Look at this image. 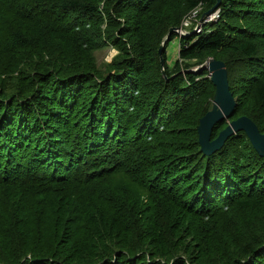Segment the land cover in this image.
I'll list each match as a JSON object with an SVG mask.
<instances>
[{
  "label": "trees",
  "instance_id": "obj_1",
  "mask_svg": "<svg viewBox=\"0 0 264 264\" xmlns=\"http://www.w3.org/2000/svg\"><path fill=\"white\" fill-rule=\"evenodd\" d=\"M36 1L0 0V20L5 19V15L24 23L42 22L45 16L40 14V18L36 17L38 5L33 4ZM217 1L158 0L159 3L150 5L149 9L148 0H122L120 5L123 9L119 17L134 14L133 19L138 18L134 53L126 51V56L133 58L122 63L115 62L112 66L116 69L115 73L110 72L106 76L95 73L92 66H84L83 75H65V81L61 79L65 87L57 90V98L53 100L44 91L43 96L36 92L33 107L37 109L23 111L15 126L20 129L16 134L15 130L11 134L6 132L7 118L4 117L0 124V231L2 226L11 224L8 220L19 216V208L20 211L28 212L31 224L38 222L39 225L49 216L46 214H56L61 222L66 220L67 214L79 222L76 227L81 231L90 228L96 235L108 228L123 231L114 214L101 212L107 200L99 197L102 188L112 186L114 189L116 184L121 186L123 194L145 195L152 203L161 202L171 210L202 222L234 207L240 211L253 210L250 201L254 198L261 200L258 205L264 204V195L257 194L264 175V158L258 155L243 132L231 137L224 148L211 157L217 164L205 169L208 171L209 185L221 168L232 173L235 179H230L225 188L223 184L220 185L212 192L215 196H208L210 200H205L202 206L199 204L202 197H190L193 193L180 188L176 181H165L167 168L159 167L158 162H154L155 159L168 157L169 151L183 152L177 142L181 137L174 136L172 128L186 119H192L193 114L194 120L200 124V119L212 109L213 102L206 108L203 106L213 95V89L205 88V83L196 81L192 76L188 82L178 83L177 77L168 84L159 81L154 75L146 77L154 66V59L146 50H152L157 39L152 19L158 17L163 20L166 29H175L201 3L204 13L211 10ZM221 1L220 21L211 26L208 24L201 35L183 39L186 45L183 43L181 58L222 60L227 64L229 74L232 66L245 64L253 72L247 79L246 89L250 111L246 107L241 108L238 99L236 112H249L251 116L248 117L256 122L264 134V0ZM64 7L82 14H93L96 10L80 0L68 1ZM6 22L8 27L15 23ZM212 27L210 32L206 31ZM96 75L101 78L100 82L95 80ZM36 80L42 81L40 78ZM89 80H93L95 87L103 86V89L85 94L84 84ZM229 81L235 97L234 85ZM69 86L77 92L69 93ZM168 98H171V103L166 102ZM184 100L188 101L184 106L174 107L172 103ZM101 112L105 113L101 116L103 118L99 116ZM49 120L58 123L53 125L56 129H67L62 138L54 140L46 134L45 127ZM105 121L109 123L104 125ZM173 124L174 127H171ZM224 128L218 133L214 131L212 138L216 139ZM197 129L192 142L184 147L185 153L195 152L196 144L202 153ZM57 136H62V133L58 131ZM244 176L248 177L242 179ZM3 207L11 211L4 214ZM97 216L101 217V223ZM153 231L156 233L150 236L154 240L152 243L159 246L158 232L155 229ZM74 242V239L69 240L72 246H75ZM255 245L241 246L238 258L231 264H249V258L257 254ZM160 250H164L162 244ZM25 257L9 263L22 264ZM124 258V255L119 256L120 260ZM44 260L49 258L44 257ZM69 260L76 262L77 259ZM46 262L52 264L51 261ZM252 262L258 264L255 263L256 259ZM111 263L109 261L107 264Z\"/></svg>",
  "mask_w": 264,
  "mask_h": 264
},
{
  "label": "rangeland",
  "instance_id": "obj_2",
  "mask_svg": "<svg viewBox=\"0 0 264 264\" xmlns=\"http://www.w3.org/2000/svg\"><path fill=\"white\" fill-rule=\"evenodd\" d=\"M68 1L71 0L33 2L38 5L36 17L40 18V14L45 16L42 22L37 21L39 23H24L17 19L15 21L13 17L4 14L5 19L0 20V124L4 117L7 118L5 124L8 134L20 131L15 126L25 109L30 108L33 111L37 109L33 107L36 92L43 96L44 91V94H48L53 100L57 98V90L65 87L61 80H64L65 75L75 73L83 75L85 73L83 67L92 66L96 70L95 73L106 76L110 72L115 73L116 69L112 68L115 62L122 63L133 58L127 57L126 51L134 53L136 33L139 29L136 28L138 18L133 19L134 14L119 17V12L123 9L120 5L122 0H80L96 9L93 14H82L65 8L64 4ZM148 1L149 9L150 5L156 6L159 3L158 0L157 3L156 0ZM218 11L217 18L210 22V26L220 21L221 9ZM206 12L202 13V16ZM6 21L15 23L8 27ZM152 26L157 39L151 47L152 50L147 49L146 53L152 55L150 57L154 59V66L146 77L154 75L159 81L168 84L177 77L178 83L188 82V78L192 76L196 81L205 83V88H212L214 95L215 89L211 84L209 72L204 70L201 74L198 73L199 68L211 58L182 59L184 42L178 34L179 27L177 33L174 32L172 39L167 43L172 27L166 29L163 20L158 17L152 19ZM211 29L213 27L206 31L210 32ZM17 35L19 37H16ZM161 47H164L162 55L159 53ZM252 74L245 64L232 66L229 74V80L235 89V99H240L237 101L240 107H246L249 111L246 89L247 79ZM36 78L42 81H35ZM95 80L100 82L101 78L96 75ZM84 86L85 94L96 93L98 88L103 89V86L95 87L93 80L86 81ZM67 90L69 93L77 92L71 86ZM62 92H65L63 88ZM164 93L163 91L162 94ZM213 95L204 103L203 108L213 102ZM166 102L171 103V98L166 99ZM172 103L174 107H178L188 104V101ZM1 108L4 109L1 111ZM132 110L133 108L130 109ZM104 115V112L99 113L100 117ZM242 115L251 116L249 112L238 110L230 121ZM50 119L55 121L52 117ZM108 123L105 121L104 125ZM56 124L58 123L49 120L45 127L48 132L46 134L52 136L54 140L62 138L67 130L56 129L53 126ZM196 125H199V121L194 120L193 114L192 119H186L176 128H172L171 133L181 137L177 142L183 152L169 151L168 157L155 159L154 162H158L159 167L167 168L165 181L167 179L176 181L180 188L193 193L190 197L196 195L202 197L203 199L199 200L202 206L205 200L208 201L209 197L215 196L212 192L220 185L223 184L225 188L230 179L235 178L232 173L221 168L209 185L208 171L205 169L207 166L217 164L211 159L214 156L208 157L200 153L198 144L195 152H184V147L193 140ZM228 125L229 121L225 120L218 124L214 131L218 133L221 128ZM171 127H174V124ZM58 131L62 136H57ZM251 151L254 152L253 149ZM247 177L244 176L242 179ZM167 183L170 185V182ZM259 184L257 194L262 196L264 175ZM123 193L121 186L116 184L114 189L112 186L102 188L100 195L98 194L99 197L107 198L101 212L114 214L117 224L123 228L120 232L112 228L98 232L97 235L91 232L90 228L81 231L76 227L79 222L67 214L66 220L63 219L61 222L56 214H46L49 216L39 225L38 222L31 224L28 212L20 211L19 208V216L8 220L7 222H11L10 225L1 227L0 264H10L9 262L24 256L26 257L21 261L22 264H50L46 261H51L52 264L53 262L107 264L109 261L111 264H231L238 258L241 246L243 248L249 244H257L255 245L257 254L249 258L247 263H253L252 261L256 259L255 263L264 264V204L258 205L261 200L254 198L250 201L254 206L253 210L240 211L234 207L220 212L209 221L202 222L177 210H171L168 205L161 202L152 203L145 195L132 196ZM3 209L4 214L11 211L8 207ZM100 216H97L99 223L102 222ZM154 229L158 232L161 242L159 246L153 244L154 240L150 237L156 233ZM70 239L75 240V246L69 243ZM259 240L261 242L258 244ZM161 244L164 246L162 252ZM120 255H124V260L119 259ZM44 257H48L49 260H44ZM69 258L77 260L74 262ZM27 260L31 261L25 263Z\"/></svg>",
  "mask_w": 264,
  "mask_h": 264
},
{
  "label": "water",
  "instance_id": "obj_3",
  "mask_svg": "<svg viewBox=\"0 0 264 264\" xmlns=\"http://www.w3.org/2000/svg\"><path fill=\"white\" fill-rule=\"evenodd\" d=\"M221 3L222 1L218 0L217 4L202 16L200 22L202 23L207 17L215 14L220 9ZM177 29H171L167 43ZM163 49L164 47H161L160 55H162ZM161 61L163 66L164 59ZM204 70L209 72L211 82L216 90L212 109L200 119L197 129L201 152L211 157L220 152L231 137L243 132L250 140L258 155L264 158V134L261 133L256 122L247 116L230 121L236 112L237 101L231 91L227 64L222 60L211 58L199 68L198 73L201 74ZM225 120L229 121V125L220 132L216 139H213L215 127Z\"/></svg>",
  "mask_w": 264,
  "mask_h": 264
},
{
  "label": "built area",
  "instance_id": "obj_4",
  "mask_svg": "<svg viewBox=\"0 0 264 264\" xmlns=\"http://www.w3.org/2000/svg\"><path fill=\"white\" fill-rule=\"evenodd\" d=\"M204 6L200 4L197 8L192 10L182 21L181 26L179 27L178 34L183 38H188L192 35H201L204 33L205 28L210 22L217 18L219 13L216 12L210 17H207L202 23L201 16L203 13ZM177 33V32H176Z\"/></svg>",
  "mask_w": 264,
  "mask_h": 264
}]
</instances>
